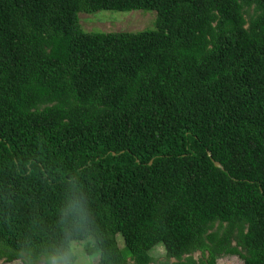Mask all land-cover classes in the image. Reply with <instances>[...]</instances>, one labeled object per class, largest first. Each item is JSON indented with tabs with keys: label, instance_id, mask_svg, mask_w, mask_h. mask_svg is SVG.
Returning a JSON list of instances; mask_svg holds the SVG:
<instances>
[{
	"label": "trees",
	"instance_id": "16d2710c",
	"mask_svg": "<svg viewBox=\"0 0 264 264\" xmlns=\"http://www.w3.org/2000/svg\"><path fill=\"white\" fill-rule=\"evenodd\" d=\"M97 11L155 29L84 32ZM73 242L264 264V0H0V262Z\"/></svg>",
	"mask_w": 264,
	"mask_h": 264
},
{
	"label": "rangeland",
	"instance_id": "374dc122",
	"mask_svg": "<svg viewBox=\"0 0 264 264\" xmlns=\"http://www.w3.org/2000/svg\"><path fill=\"white\" fill-rule=\"evenodd\" d=\"M78 21L81 29L87 33H115V32H139L143 30H154L156 21L155 11H97L95 13H79ZM119 239V238H118ZM119 246L122 247L121 239ZM72 251L76 256V264H95L96 259L88 255L84 250V242H73ZM154 258L163 259L164 248L161 244L156 245L152 252ZM193 258L198 260L199 253H194ZM0 264H21L14 261L11 263L0 262ZM38 264H43L42 262ZM215 264H242L241 260L234 256H225L216 259Z\"/></svg>",
	"mask_w": 264,
	"mask_h": 264
},
{
	"label": "clouds",
	"instance_id": "9594fccd",
	"mask_svg": "<svg viewBox=\"0 0 264 264\" xmlns=\"http://www.w3.org/2000/svg\"><path fill=\"white\" fill-rule=\"evenodd\" d=\"M51 264H70L68 257H53L51 259Z\"/></svg>",
	"mask_w": 264,
	"mask_h": 264
},
{
	"label": "water",
	"instance_id": "95a60500",
	"mask_svg": "<svg viewBox=\"0 0 264 264\" xmlns=\"http://www.w3.org/2000/svg\"><path fill=\"white\" fill-rule=\"evenodd\" d=\"M209 155V154H208ZM210 156V155H209ZM214 166L217 167V168H222L220 163L218 162H213Z\"/></svg>",
	"mask_w": 264,
	"mask_h": 264
}]
</instances>
